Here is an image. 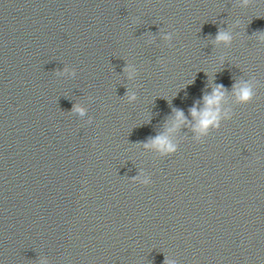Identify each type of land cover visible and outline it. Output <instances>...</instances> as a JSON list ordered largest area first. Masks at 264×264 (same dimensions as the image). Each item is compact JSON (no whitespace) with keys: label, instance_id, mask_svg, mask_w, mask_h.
<instances>
[{"label":"clouds","instance_id":"1","mask_svg":"<svg viewBox=\"0 0 264 264\" xmlns=\"http://www.w3.org/2000/svg\"><path fill=\"white\" fill-rule=\"evenodd\" d=\"M245 3L248 0H244ZM215 41L219 42H230L231 36L224 31H219L215 37ZM237 99L241 103H248L253 99V91L250 85L243 84L242 86L234 85L233 86ZM223 85H218L215 89H213L211 94L205 95L203 97L204 108L200 111L197 110L196 106L190 108V114L193 118L197 119L196 130L200 133H206L209 127H218L219 126V108L217 107L221 100L224 97ZM130 99H135V96H131ZM74 111L79 112L81 115L84 114V109L75 106ZM176 117V127L179 126L185 119L183 111L177 110L175 113ZM172 129H169L171 131ZM145 147H155L158 150L163 152H173L175 151V146L170 144L167 137L164 135H157L154 137ZM165 264H168L166 261Z\"/></svg>","mask_w":264,"mask_h":264}]
</instances>
